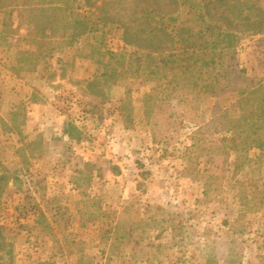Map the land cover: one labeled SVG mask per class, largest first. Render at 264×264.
Segmentation results:
<instances>
[{"label": "rangeland", "instance_id": "1", "mask_svg": "<svg viewBox=\"0 0 264 264\" xmlns=\"http://www.w3.org/2000/svg\"><path fill=\"white\" fill-rule=\"evenodd\" d=\"M24 15L0 10V226L14 264H207L212 249L216 264H264V153L220 155L209 134L194 135L217 107L234 113V96L195 106L196 90L180 85L169 102L154 93L146 117L159 83L142 72L106 82L91 61L56 56L53 72L30 74L19 59L38 42ZM105 45L122 50L119 31ZM237 61L264 80V35L240 40ZM117 223L133 226L131 239L113 238Z\"/></svg>", "mask_w": 264, "mask_h": 264}, {"label": "trees", "instance_id": "2", "mask_svg": "<svg viewBox=\"0 0 264 264\" xmlns=\"http://www.w3.org/2000/svg\"><path fill=\"white\" fill-rule=\"evenodd\" d=\"M262 1L173 0V9L168 11L171 6L165 0H0V10L9 15L17 12L22 20L28 14V34L38 46L35 52L23 53L19 62L30 74L42 78L50 74L57 56L58 64L66 59L91 61L106 82L116 83L141 72L146 80L158 82L157 90L145 95L146 117L155 107L154 93L161 95L162 102H169L180 85L196 90L191 94L195 106L206 97L232 94L234 113L217 107L213 118L194 133L209 134L214 147L207 150L228 156L229 151L264 153V80L247 77L237 61L240 40L264 35ZM106 29L109 34L119 31L122 50L105 49ZM124 49L133 52L126 54ZM186 101L181 98L177 103L183 106ZM99 108L92 105L95 115ZM19 117L23 116L13 114L11 128L16 132ZM119 117L125 129L133 127L129 106L120 108ZM73 132L74 128L67 131L68 138L78 140ZM3 181L0 175V197ZM248 183L256 187L254 180ZM161 210L156 206V211ZM112 230L115 240H129L135 229L117 223ZM7 247L0 226V264H6L2 262L5 257L7 264H14V253ZM207 264H216L213 249Z\"/></svg>", "mask_w": 264, "mask_h": 264}]
</instances>
